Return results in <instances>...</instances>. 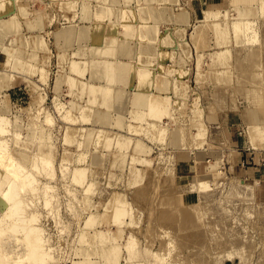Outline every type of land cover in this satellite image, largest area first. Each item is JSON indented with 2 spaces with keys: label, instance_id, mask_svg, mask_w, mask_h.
Returning <instances> with one entry per match:
<instances>
[{
  "label": "rangeland",
  "instance_id": "1",
  "mask_svg": "<svg viewBox=\"0 0 264 264\" xmlns=\"http://www.w3.org/2000/svg\"><path fill=\"white\" fill-rule=\"evenodd\" d=\"M263 3L0 0V116L10 121L0 132V154L33 176L21 190L20 219L37 217L29 224L42 228L50 254L43 262L264 264V139L254 132V125L264 131ZM122 15L137 16L145 35L151 27L156 35L146 38L158 45L144 48L164 58L149 68L158 76L155 91L129 88V65L120 59L110 65L117 85H107L114 53L101 44ZM11 19L15 24L4 25ZM235 21L248 28L236 34ZM84 25L95 29L92 39L78 35ZM227 49L225 58L217 56ZM152 99L166 112L139 110ZM1 164L4 191L10 175ZM80 167L87 170L78 181ZM9 208L0 201V254L29 264L24 233L8 230L17 218Z\"/></svg>",
  "mask_w": 264,
  "mask_h": 264
},
{
  "label": "bare ground",
  "instance_id": "2",
  "mask_svg": "<svg viewBox=\"0 0 264 264\" xmlns=\"http://www.w3.org/2000/svg\"><path fill=\"white\" fill-rule=\"evenodd\" d=\"M67 1V0H66ZM262 4V3H261ZM263 6H264V3H263ZM262 6V7H263ZM65 8V7H64ZM264 9V8H263ZM212 13H214V15L216 14V15H219L220 13L219 12H212ZM207 14V13H206ZM209 14V13H208ZM207 14V15H208ZM211 14V13H210ZM209 14V15H210ZM215 15V16H216ZM211 16V15H210ZM222 16V15H221ZM242 16V15H241ZM209 17V16H208ZM220 17V16H219ZM215 19H217V17H215ZM220 20V19H219ZM247 20V19H246ZM248 21V20H247ZM256 21V20H255ZM216 22V21H215ZM242 22V21H241ZM240 21H235L234 23H233V29L235 30V33L236 34H238L240 31H242V30H245L244 28L246 27V28H248L247 26H248V22H247V24H246V22H242L241 23ZM3 23H4V25H7V26H11V23L9 22V21H3ZM255 23V22H254ZM220 24V23H219ZM6 26V27H7ZM241 34V33H240ZM252 34V33H251ZM239 35V34H238ZM238 35H236V36H238ZM250 36V35H249ZM224 38V37H223ZM255 39V38H254ZM8 49H9V47H8ZM10 50L12 51V48H10ZM9 50V51H10ZM11 53V52H10ZM227 53H228V49L227 50H222V51H219V53H218V57L219 58H221V57H226L227 56ZM215 55V56H216ZM217 57V58H218ZM218 58V59H219ZM223 58V59H224ZM22 59V58H21ZM222 60V59H221ZM223 61V60H222ZM12 62V61H11ZM10 63V62H9ZM38 65V64H37ZM43 65V64H42ZM76 67H77V65L76 64H74L73 65V68L74 69H76ZM99 84V83H98ZM107 86H105V89H103V88H100L101 90H104V94L105 95H107V96H109V94H110V92H111V89L110 88H106ZM176 87V86H175ZM93 89H96V88H94L93 87ZM97 90V89H96ZM178 91V90H177ZM183 94V93H182ZM183 96V95H182ZM148 103L150 104V105H152V107H150L151 108V111H152V113L151 114H153V111L154 112H156V113H158V114H160V113H165L166 112V108H165V104H164V102H162V100H159V99H157V100H154V99H152L151 101H148ZM162 105L163 107H164V109L160 106V105ZM60 107L62 106V104H60L59 105ZM59 108V107H58ZM92 109V108H91ZM200 109V108H199ZM61 110V109H60ZM93 110V109H92ZM198 110V109H197ZM71 111V110H70ZM87 111V110H86ZM88 112V111H87ZM94 112V111H93ZM197 112V111H196ZM3 113V112H2ZM86 112H84V114H85ZM88 113H90V112H88ZM198 113V112H197ZM64 114V113H63ZM66 114V113H65ZM70 113H68V114H66L67 116H69V119H70V117L72 116H70L69 115ZM93 114V113H92ZM194 114V113H193ZM196 114V113H195ZM194 114V115H195ZM200 114V113H199ZM81 115H83L82 113H81ZM86 115V114H85ZM84 115V116H85ZM94 115H96V114H94ZM84 116H82V117H84ZM88 115H86V117H87ZM91 116V115H90ZM99 116L100 115H98V118H99ZM103 116V115H102ZM101 116V117H102ZM196 116V115H195ZM198 116V115H197ZM63 117H64V119H65V115H63ZM74 117V116H73ZM73 117H71V119L73 118ZM81 117V119H82V121H83V118ZM66 118H68V117H66ZM75 118H76V116H75ZM85 118V117H84ZM90 118H92V117H90ZM95 118V120H96V118H97V116H95L94 117ZM97 118V119H98ZM69 119H68V121H69ZM77 119V118H76ZM80 119V120H81ZM195 119V118H194ZM198 119V118H197ZM67 120V119H66ZM89 120V116H88V119L86 120L85 119V121H88ZM99 120H102V118H100V119H98V121ZM105 120V118L103 119V121ZM74 121H76V120H74ZM77 121H79L78 119H77ZM94 121V120H93ZM97 121V122H98ZM9 118L7 117V116H5V114L4 115H1L0 116V132L1 133H4L5 131H7V127H8V125H9ZM70 122H73V121H70ZM69 122V123H70ZM175 122V121H174ZM196 122H198V121H196ZM150 123V122H149ZM195 123V122H194ZM150 125V124H149ZM195 125H197V124H195ZM200 125V124H199ZM148 126V125H147ZM146 126V127H147ZM152 126H154V125H152ZM155 126H157V124L155 125ZM161 126V125H160ZM160 126H158L159 128H160V130H157V131H159L158 133V135H159V138H158V140H161V137H162V139L164 140V138L163 137H165V135H166V129H161V127ZM150 127V126H149ZM196 127V126H195ZM198 127V126H197ZM196 127V128H197ZM69 128V127H68ZM148 128V127H147ZM157 128V127H156ZM164 128H165V126H164ZM77 129V128H76ZM82 129H84V128H82ZM149 129V128H148ZM148 129H146V130H148ZM177 129H179V128H177ZM176 129V130H177ZM203 128H202V126L201 127H199V129L197 130V134H196V137L197 138H199V139H201V137L204 135V133H206L205 131H203L202 130ZM254 129L256 130V131H254L255 133L257 132L258 133V136H260L262 139H264V131H263V129L261 128V127H259V126H255L254 125ZM68 130V129H67ZM150 130L151 129H149L148 131V134H150ZM77 131V130H76ZM100 131H102V130H100ZM73 132V131H72ZM146 133H147V131H145ZM153 132L155 133V131L153 130ZM167 132H169L168 130H167ZM173 132V131H172ZM178 133L180 132V130L179 131H177ZM176 132V134H178ZM256 133V134H257ZM151 134H153V133H151ZM67 135V134H66ZM104 135V134H103ZM155 135H157V133L155 134ZM173 136H175V134H172ZM171 135V136H172ZM170 136V135H169ZM181 137H182V135H180ZM195 136V135H194ZM69 137H70V134H68L67 135V137H66V139H69ZM103 137V136H102ZM153 138H155L154 137V135L152 136ZM158 137V136H157ZM181 137H179L178 136V138H180V140H181ZM184 137H185V135H184ZM253 137V136H252ZM71 138H72V136H71ZM75 138V137H74ZM97 138H98V136H97ZM178 138H177V140H178ZM196 138V139H197ZM194 139V138H193ZM71 140V139H70ZM69 140V141H70ZM101 140H102V138H101ZM157 140V139H156ZM68 141V140H67ZM182 141V140H181ZM197 141H199V140H197ZM73 142V141H72ZM79 143V142H78ZM178 143V142H177ZM82 144V143H81ZM81 144H79V145H81ZM178 144H181V143H178ZM185 145V144H184ZM5 146H6V144H5V141L3 140V141H1L0 140V148H4L5 149ZM183 147V146H182ZM181 147V148H182ZM44 155V154H43ZM47 155H44V157H42L41 156V161L42 162H46V164L47 165H51L52 166V164H50L51 163V161L48 159V157H46ZM7 157H8V163H7V165H4L3 163L4 162H2V164H3V167L5 168L6 167V169L7 170H5V174L7 175V176H9V179L7 180V181H9V182H7L8 183V189H6V190H2L1 189V184H0V201L3 203V204H5V205H8L12 210H13V214L10 212L8 215H12V217L13 216H15V217H17L16 219H14V217H13V219H14V221L12 220V227H11V225H10V227L12 228V229H8V230H12V231H19V229H20V232H22V233H24V235H25V240L26 241H28V245H29V247H31L30 248V250L31 251H29L30 253H27V258L29 259H32V261L29 259V261H28V263L29 264H44L45 262H43L44 260H47V258L49 259V257H48V255H50L49 253H48V251L46 252V253H44L43 252V250H44V243H45V241H44V238H43V232H42V228H40L39 226H35L34 224L33 225H30V224H32L33 223V221L34 220H37L36 218V216L35 215H32L30 218H25V219H20V217L21 218H23L24 217V215H23V212H24V208H23V200H22V197H21V190L24 188V187H26L27 185H29L30 183H32V180H33V176L31 177V175L32 174H30V173H27V174H21V171H23L24 169H23V166L21 165V164H16V162L14 161V159H13V157L12 156H6V153L5 152H3V154H0V161H3L4 159H5V161H7ZM65 160V159H64ZM1 164V163H0ZM1 164V165H2ZM35 164V162L33 163V165ZM86 170H87V168L86 167H80V168H76V170H75V173H74V178L76 179V180H78V181H81L83 178H84V176H85V173H86ZM0 174H1V172H0ZM33 184V183H32ZM205 184H207V183H205V182H203L202 183V186H204ZM89 185V184H88ZM201 185V184H200ZM208 185H206V187H207ZM50 187V186H49ZM93 187V184H91L90 183V185L86 188V190L87 191H91V189H93L92 188ZM201 188H203V187H201ZM204 188H205V186H204ZM49 202V201H48ZM48 202H46V203H48ZM120 202V201H119ZM9 208V209H10ZM12 210H8V212L9 211H12ZM124 211V209H122V208H119V209H117V213H116V217H119V215L118 214H121L122 212ZM7 214V213H6ZM22 220V221H20V220ZM16 220H19L18 222H16ZM3 222H4V219H2L1 218V221H0V234H2V233H4V228H3ZM19 222H21L22 224L20 225V223ZM11 223V222H10ZM30 223V224H29ZM25 241V242H26ZM28 247V248H29ZM1 250V249H0ZM46 250V249H45ZM2 251H3V249H2ZM1 252V251H0ZM42 252V253H41ZM39 253V254H38ZM47 253H48V255H47ZM7 256V255H6ZM5 255H4V253L3 254H0V264H16L17 263V261H16V263H13V262H9V260H8V262H6V260H5V257H6ZM9 256V255H8ZM20 261V260H19ZM30 261H31V263H30ZM46 264V263H45Z\"/></svg>",
  "mask_w": 264,
  "mask_h": 264
},
{
  "label": "crops",
  "instance_id": "3",
  "mask_svg": "<svg viewBox=\"0 0 264 264\" xmlns=\"http://www.w3.org/2000/svg\"><path fill=\"white\" fill-rule=\"evenodd\" d=\"M123 9H124V7H123ZM176 15L177 14H175L174 16L176 17ZM120 19H121V23H116L117 21L116 22L114 21V23H110V28H109V32H108L110 35H109V37H107V39H105L106 41L104 40L103 43L101 44V47L104 49V51L106 50L105 52L108 51V54H109V51L112 50L111 54L114 53L113 57H110V60H109L110 62L108 64V68L110 70V65H112V68H113V66H115V64H116V60L120 59L121 61H124V62L128 63V65H129L128 79H127V84H128L129 88L133 87L136 91L139 90V91H143V92H147L148 90L155 91L157 89L155 86L156 85L158 86V83H157L158 76L155 73L153 75L151 73V71L149 70V68H151L150 66H153L155 64H157V65L160 64L164 58L160 55H146V53L144 52V48H146L147 45H150L153 47L155 44H157V43H154L153 41L148 42L147 38H146L148 35H150L149 39H151L152 37H154L156 35H155V33L151 27L149 34L146 36L145 34L147 31H146V29H144L146 26L143 25L144 22H142V20L140 18H138L137 16L132 15L131 19H127L126 15H122L120 17ZM9 22L11 23V25L15 24L14 19L9 20ZM119 25H120V27H119ZM74 29H76V27ZM82 30L85 31V35L81 34L80 32L78 33L76 30L75 31L81 37L88 36L91 33V39L93 38V32L95 29H92V28L88 27L87 25H84L80 28L79 31L82 32ZM78 35L77 34L75 35L76 36L75 40H77V41H79V39H80V37ZM170 37L173 38L172 36H170ZM112 39L115 40L114 43L111 42ZM107 40H109V42H107ZM115 42H118V43L116 45H114ZM129 54L132 56V61L131 60L126 61V59L129 58ZM93 58H94V60H96L95 56H93ZM81 62H84V61L81 60ZM134 62L136 63V65L134 66L135 68L134 67L132 68L130 63L133 64ZM84 64H85V62H84ZM91 65H93V66L95 65V64H93V61H92ZM85 66H86V69L90 68L87 65H85ZM95 67L98 68V66H96V65H95ZM113 73L115 75V70H112L110 74L108 73V80L111 83L108 81L107 85L110 87L111 86L116 87V85H117L116 76H115V79L114 78L112 79ZM90 75H91V73H90ZM84 78L85 77H83V79ZM89 79H90V77H89ZM98 80L100 81V79H95V83H97ZM100 83L105 84L106 81H102ZM112 83H113V85H112ZM136 91L132 90L133 96L135 94L134 92H136ZM135 98H136V96H135ZM138 104L143 107V108L142 107L139 108V110H144V111L147 110V112H150V110H151L150 107H152V105H150L149 103H143V102L138 103ZM148 106H149V108H148Z\"/></svg>",
  "mask_w": 264,
  "mask_h": 264
}]
</instances>
